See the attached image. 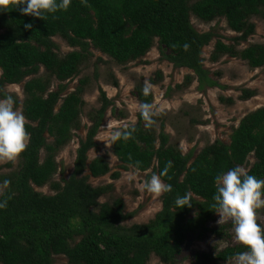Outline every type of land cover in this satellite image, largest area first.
<instances>
[{
	"label": "trees",
	"instance_id": "obj_1",
	"mask_svg": "<svg viewBox=\"0 0 264 264\" xmlns=\"http://www.w3.org/2000/svg\"><path fill=\"white\" fill-rule=\"evenodd\" d=\"M191 16L205 24L224 19L228 29L239 35L234 41L245 42L254 34L250 20L264 21V0H72L67 11L42 20L22 15L20 6L0 10V98L8 96L7 86L23 83L22 112L30 135L18 168L0 174V203L6 204L0 208V264H53L59 256L67 264H148L152 256L162 264H176L189 236L202 241L231 239V221L213 225L218 216L212 199L214 178L239 166L264 180V108L240 120L229 144L215 141L197 155L194 149L183 155L170 145L164 123L157 130L158 118L145 113H139L135 125L122 128L110 148L121 168L152 170L172 186L161 197V211L146 224L124 226L133 215L125 213L121 199L99 202L113 186L89 184L90 178L110 172L104 157L90 162L87 157L96 149L95 137L111 106L103 93L102 105L79 143L70 177L52 181L58 170L57 153L79 129L88 80L79 79L74 91L63 97L64 83L80 75L91 50L124 66L143 58L157 41L161 54L167 52L163 59L177 69L192 71L200 89L217 86L207 79L200 58L214 34L197 32ZM29 23L32 27L25 29ZM53 38H60L73 51L60 56ZM224 56L238 58L251 69L264 67V45L237 52L217 41L210 60L215 63ZM41 69L44 75H39ZM190 81L187 77L185 84ZM54 82L59 85L52 90ZM135 96L142 106L152 99L142 86L135 87ZM253 96L243 91L241 100ZM129 133L130 138L123 139ZM111 177L117 180L119 174ZM45 186L54 195L35 191ZM186 193L192 206L174 211L175 198ZM244 251L238 244L197 252L193 264H231L240 261Z\"/></svg>",
	"mask_w": 264,
	"mask_h": 264
},
{
	"label": "rangeland",
	"instance_id": "obj_2",
	"mask_svg": "<svg viewBox=\"0 0 264 264\" xmlns=\"http://www.w3.org/2000/svg\"><path fill=\"white\" fill-rule=\"evenodd\" d=\"M190 22L197 32L214 34L209 45L203 48L200 58L203 69L207 72V79L216 83L217 86L200 89L192 71L184 68L177 69L163 59L162 56L167 55V52L161 54L157 41L143 58L124 66L117 65L110 58L91 50V57L81 67L80 75L64 83L67 91L63 97L74 91L79 79L87 78L88 80L83 96L84 106L79 120V129L72 132L71 141L57 153L55 162L58 170L52 181L60 183L61 178L70 177L79 143L85 140L91 126L90 118L95 116L102 105L103 93L111 106L106 111L95 137L96 149L91 150L87 157L89 162L97 157H104L109 163L110 172L99 179L90 178L89 184L94 187L113 186L112 190L99 202L112 203L116 199H121L125 206V213L133 215L131 219L123 223L126 227L146 224L154 219L161 211L163 194L156 197L141 190L140 185L151 177L152 170L141 173L133 168L122 169L121 164L110 152L113 139L105 138L102 131L108 135L117 134L122 128L135 125L139 113L147 112L152 118H158L157 130L160 123H164V133L168 135L170 145L176 147L183 155L191 149H194L197 155L205 146L215 141L229 144L232 131L238 126L240 120L249 113L264 108V67L251 69L246 62L228 56L220 58L215 63L210 60L217 41L233 46L237 52L252 45H264V21L257 17L250 20V23L254 25V34L245 42L234 41L239 35L228 29L224 19L205 24L191 16ZM52 41L57 45L58 53L62 57L73 51L60 38H53ZM39 75H44L43 69L40 70ZM159 75L160 78H158ZM187 77L191 79L188 85L185 84ZM58 85L54 82L52 90L57 89ZM136 86L144 87L152 95L148 109H144L137 100ZM243 91H251L254 96L243 101L241 100ZM4 92L14 98L19 97L17 100L22 111L25 98L23 83L7 86ZM59 106L60 104L56 110ZM253 162V156H250L249 166ZM10 163L12 168H7L6 166ZM18 165L19 159L12 162L0 161V174L15 171ZM113 173L119 174L117 180L111 177ZM129 175L134 176V179H128ZM35 191L43 195H54L49 186L35 189ZM218 220L219 216L213 225L228 222L218 224ZM257 221L264 228V207L257 210ZM230 235L231 239L225 242H218L214 237L202 241L189 236L176 264H193L192 255L197 252L210 253L214 248L220 250L227 246L238 245L233 229L230 230ZM53 264H67V260L59 256L54 258ZM148 264L162 263L152 256ZM231 264H241V261H234Z\"/></svg>",
	"mask_w": 264,
	"mask_h": 264
},
{
	"label": "clouds",
	"instance_id": "obj_3",
	"mask_svg": "<svg viewBox=\"0 0 264 264\" xmlns=\"http://www.w3.org/2000/svg\"><path fill=\"white\" fill-rule=\"evenodd\" d=\"M72 0H0V10L20 6L22 15H30L43 19L54 16L59 11H67ZM86 3V0H81ZM25 29L32 25L25 24ZM147 91V89H146ZM17 99L12 95L0 98V161L17 160L26 150L30 135L26 130V118L17 107ZM148 109L150 106H142ZM145 115H148L145 112ZM105 138L117 139L119 134L108 135L102 131ZM130 133L123 139L130 138ZM100 141V140H99ZM128 179H134L129 175ZM215 193L213 207L219 216L218 224L231 221L236 241L246 250L239 254L241 264H264V228L257 223V210L264 207V180L249 174L237 166L226 172L217 174L214 178ZM142 191L156 197L172 191V186L166 184L160 174H152L140 185ZM0 203V208L5 207ZM174 211L191 207L190 196H177L174 200Z\"/></svg>",
	"mask_w": 264,
	"mask_h": 264
}]
</instances>
